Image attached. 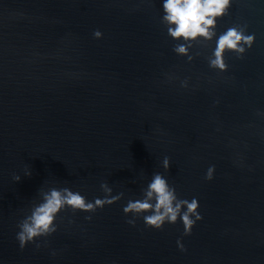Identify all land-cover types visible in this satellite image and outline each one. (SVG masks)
Listing matches in <instances>:
<instances>
[{
	"label": "water",
	"instance_id": "water-1",
	"mask_svg": "<svg viewBox=\"0 0 264 264\" xmlns=\"http://www.w3.org/2000/svg\"><path fill=\"white\" fill-rule=\"evenodd\" d=\"M162 15V0H0V264H264V0H230L211 39H174ZM228 28L254 40L221 70ZM157 172L198 201L190 233L123 212ZM101 182L120 199L65 207L19 246L43 193L94 202Z\"/></svg>",
	"mask_w": 264,
	"mask_h": 264
},
{
	"label": "clouds",
	"instance_id": "clouds-1",
	"mask_svg": "<svg viewBox=\"0 0 264 264\" xmlns=\"http://www.w3.org/2000/svg\"><path fill=\"white\" fill-rule=\"evenodd\" d=\"M229 2L230 0H162L161 23L167 26V34L174 39L185 41L195 40L198 37L211 39L214 35L216 19L226 13ZM100 35L99 31L94 32V36L99 37ZM253 40L252 35H244L236 28H228L216 41L215 58L210 60V66L224 70L226 65L223 61V52L227 49L234 50L238 54L243 53L245 49L241 46V42L250 47ZM174 51L178 54H187L188 49L185 44H178ZM188 58L191 59L190 56ZM162 166L165 169L169 167L168 157H164ZM212 173L213 167H209L205 179L211 180ZM25 175H31V172L26 171ZM13 179L19 181L20 176L14 175ZM100 188L106 195L103 198H95L94 202H86L85 197L79 192H74L67 187L51 188L43 193L42 202L34 206L30 215L18 225L20 231L17 232L16 238L19 246L23 248L35 237L46 236L54 232L56 215L65 207H70L74 211L94 212L98 207L112 204L122 195V193L115 196L107 195L111 193V188L105 182H101ZM142 191L143 198L129 200L123 212L125 214L129 212L150 213L143 217L145 224L149 227L159 229L166 221L175 223L179 216L184 225V232L188 234L196 220L202 218L196 211L199 206L198 201L195 198L191 201L178 199L175 188L168 184L161 173H154L151 181ZM182 206L186 207V211L181 212ZM191 216H195V220ZM128 223L133 224L134 220H129Z\"/></svg>",
	"mask_w": 264,
	"mask_h": 264
}]
</instances>
